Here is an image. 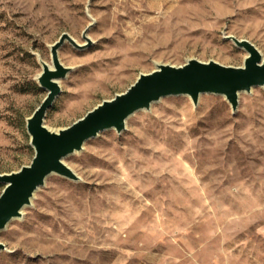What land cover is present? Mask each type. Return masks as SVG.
I'll return each instance as SVG.
<instances>
[{
  "label": "rangeland",
  "instance_id": "rangeland-1",
  "mask_svg": "<svg viewBox=\"0 0 264 264\" xmlns=\"http://www.w3.org/2000/svg\"><path fill=\"white\" fill-rule=\"evenodd\" d=\"M61 91L44 125L68 127L159 63L242 66L264 56V0H0V173L29 164L27 118L62 33ZM38 55V56H37ZM40 56V57H39ZM163 96L63 159L0 230V264H264V85ZM4 183L0 181V192Z\"/></svg>",
  "mask_w": 264,
  "mask_h": 264
},
{
  "label": "water",
  "instance_id": "water-1",
  "mask_svg": "<svg viewBox=\"0 0 264 264\" xmlns=\"http://www.w3.org/2000/svg\"><path fill=\"white\" fill-rule=\"evenodd\" d=\"M93 21L83 30L86 42L80 44L72 35L64 32L52 43L53 68L40 59L43 69L37 80L47 93L26 123L34 157L29 164L16 171L0 173V181L4 183L0 192V230L13 218L21 216L22 209L31 203L34 193L44 184L48 175L57 172L77 179L63 159L81 150L85 141L96 136L99 131L108 128H116L118 132L124 130L129 115L150 108L152 102L163 96L190 95L196 104L203 93L222 94L232 109L236 110L240 92L264 85V56L249 40L231 35L227 38L247 51L242 66H228L218 61H199L195 58H188L182 65L159 63L156 69L139 74L124 92L116 94L111 100H103L68 127L53 131L44 125V118L61 91L59 79L65 77L69 70L60 62L59 49L67 41L77 49L90 45L86 32ZM4 248L0 242V250Z\"/></svg>",
  "mask_w": 264,
  "mask_h": 264
},
{
  "label": "bare ground",
  "instance_id": "bare-ground-1",
  "mask_svg": "<svg viewBox=\"0 0 264 264\" xmlns=\"http://www.w3.org/2000/svg\"><path fill=\"white\" fill-rule=\"evenodd\" d=\"M38 56V55H37ZM40 57V56H39ZM40 59H41V57H40ZM41 61H44L43 59H41ZM47 65H49V67L50 68H53V66L54 65H52V63H48V62H46V61H44ZM42 65V64H41ZM43 66V65H42ZM25 208V207H24ZM24 208L22 209V212H23V210H24Z\"/></svg>",
  "mask_w": 264,
  "mask_h": 264
}]
</instances>
